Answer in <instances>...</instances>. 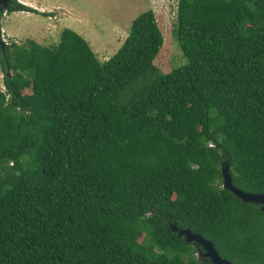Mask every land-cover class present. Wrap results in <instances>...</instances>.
Listing matches in <instances>:
<instances>
[{
	"label": "trees",
	"instance_id": "16d2710c",
	"mask_svg": "<svg viewBox=\"0 0 264 264\" xmlns=\"http://www.w3.org/2000/svg\"><path fill=\"white\" fill-rule=\"evenodd\" d=\"M49 16L19 0L8 13ZM161 73L152 9L100 61L72 29L0 50V264H264V0H178ZM1 35V25H0Z\"/></svg>",
	"mask_w": 264,
	"mask_h": 264
},
{
	"label": "rangeland",
	"instance_id": "374dc122",
	"mask_svg": "<svg viewBox=\"0 0 264 264\" xmlns=\"http://www.w3.org/2000/svg\"><path fill=\"white\" fill-rule=\"evenodd\" d=\"M50 15L14 11L2 13L1 39L23 43L33 39L42 45H55L60 32L69 28L83 36L100 61L111 57L128 35L132 20L152 9L160 27L163 43L153 64L167 73L186 64L173 33L178 0H19ZM3 72L0 66V88Z\"/></svg>",
	"mask_w": 264,
	"mask_h": 264
},
{
	"label": "water",
	"instance_id": "95a60500",
	"mask_svg": "<svg viewBox=\"0 0 264 264\" xmlns=\"http://www.w3.org/2000/svg\"><path fill=\"white\" fill-rule=\"evenodd\" d=\"M11 0H0V21L2 13H6ZM5 43L0 37V50H4ZM220 173L222 177V187L232 192L236 197L244 202L259 204L264 212V192L254 193L241 190L232 183L230 174V166L228 162H222L220 165ZM171 229L177 232L178 236H182L187 243H196L199 247L197 256L207 257L212 264H233L229 260L223 258L215 249L212 242L204 238L201 234L192 232L189 229H178L175 225H170Z\"/></svg>",
	"mask_w": 264,
	"mask_h": 264
}]
</instances>
